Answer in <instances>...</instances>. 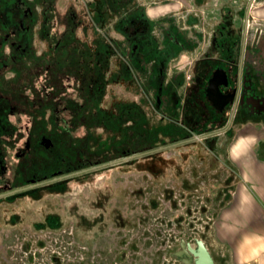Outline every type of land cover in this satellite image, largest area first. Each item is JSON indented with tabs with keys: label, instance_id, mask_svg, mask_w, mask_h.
I'll return each mask as SVG.
<instances>
[{
	"label": "flooded vegetation",
	"instance_id": "1",
	"mask_svg": "<svg viewBox=\"0 0 264 264\" xmlns=\"http://www.w3.org/2000/svg\"><path fill=\"white\" fill-rule=\"evenodd\" d=\"M62 2L0 0V264L65 248L194 264L196 240L215 264L191 202L225 177L193 148L219 153L234 124L264 121V23L250 22L264 0ZM169 210L175 230L151 231Z\"/></svg>",
	"mask_w": 264,
	"mask_h": 264
},
{
	"label": "crops",
	"instance_id": "2",
	"mask_svg": "<svg viewBox=\"0 0 264 264\" xmlns=\"http://www.w3.org/2000/svg\"><path fill=\"white\" fill-rule=\"evenodd\" d=\"M218 139L219 153L193 148L218 156L211 165L225 177L227 194L212 216V235L229 250L233 264H264V121L236 123Z\"/></svg>",
	"mask_w": 264,
	"mask_h": 264
},
{
	"label": "rangeland",
	"instance_id": "3",
	"mask_svg": "<svg viewBox=\"0 0 264 264\" xmlns=\"http://www.w3.org/2000/svg\"><path fill=\"white\" fill-rule=\"evenodd\" d=\"M149 1H152V0H149ZM156 1L162 2L157 10L159 9L169 10V8L176 9L179 4L188 3V0H156ZM62 3L63 2L61 0V4ZM259 4L261 5H258V7L255 9L253 8V12H252L253 19L250 20V22L255 25L257 22L264 23V15H260L261 12L262 14H264V2L259 3ZM209 175L211 176L212 174L209 173ZM224 186L225 185L223 183L221 186H219L216 182H213V180L210 178L208 182H205V184H201V187L198 185V188L194 190L195 194L193 195V202H191L192 205L195 206L194 209L196 213H194V218H193L194 221L190 223L193 224L195 230L198 232L200 228L202 227L205 228L206 232L205 233L200 232L199 234L205 237L208 243V247L214 256L215 264H233L229 250L216 241V239L212 235V229L210 227L212 225L211 224L212 222L206 218L207 216L212 217L216 207L219 205V203H221L224 200L225 195L227 194V191L226 189H224ZM70 201L71 200L66 201L65 204L69 203ZM40 204L41 203H33V204L25 205L27 207L26 212H34L35 208L41 206ZM63 204L64 203L61 202L59 197H50L47 201V209H55V210L60 211V208L62 207L61 205ZM198 210H199V214H197ZM172 216L173 214L170 210L168 211V213L163 212L162 217H160V219H157V221H154L155 223L153 224V226L150 225L151 231L154 228V230H156L157 232H160V233L165 232V234H167V232H170L171 230H175L174 223L171 220ZM201 216L206 221L207 220L208 221L204 222L205 220L204 221L201 220ZM149 222H151V220ZM180 226H183V225H180ZM185 228H186V224L184 223L183 230ZM137 249L139 250V248ZM58 250H60V252H58L57 249L55 252H53L54 255L58 256L56 259L55 258L53 259V263L49 259L47 260V258L43 256V254L42 255L39 254V258H38L39 261L42 264H90L91 263L90 258H89V251H87L86 249L82 250L80 257L82 256L83 257L80 259L75 258L73 256L74 252H70L66 248L63 250L61 249H58ZM121 250H122L121 248H116V252H119V251L121 252ZM146 250H147L146 259L143 257H140L139 254H132L128 257V260H130V263L127 262V264H140L142 262V259L146 260V264H181L180 262L169 257L168 255L164 257L163 253L159 251V248H146ZM119 257H122V256H119ZM118 259L119 261H122L121 258H118Z\"/></svg>",
	"mask_w": 264,
	"mask_h": 264
},
{
	"label": "water",
	"instance_id": "4",
	"mask_svg": "<svg viewBox=\"0 0 264 264\" xmlns=\"http://www.w3.org/2000/svg\"><path fill=\"white\" fill-rule=\"evenodd\" d=\"M197 248H188L189 251L193 254L194 264H214L213 258L210 253L203 245L201 240H196ZM185 264H192L189 260L182 259Z\"/></svg>",
	"mask_w": 264,
	"mask_h": 264
},
{
	"label": "bare ground",
	"instance_id": "5",
	"mask_svg": "<svg viewBox=\"0 0 264 264\" xmlns=\"http://www.w3.org/2000/svg\"><path fill=\"white\" fill-rule=\"evenodd\" d=\"M215 122V121H214Z\"/></svg>",
	"mask_w": 264,
	"mask_h": 264
}]
</instances>
